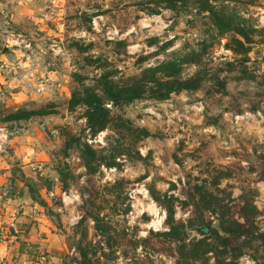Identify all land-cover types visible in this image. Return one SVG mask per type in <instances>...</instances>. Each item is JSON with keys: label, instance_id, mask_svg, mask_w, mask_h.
Wrapping results in <instances>:
<instances>
[{"label": "rangeland", "instance_id": "374dc122", "mask_svg": "<svg viewBox=\"0 0 264 264\" xmlns=\"http://www.w3.org/2000/svg\"><path fill=\"white\" fill-rule=\"evenodd\" d=\"M173 1L0 0V217L7 219L0 223V264H76L82 192L105 193L103 185L121 178L125 198L106 196L102 211L117 241L113 264H134L135 253L136 264H173L170 243L159 235L167 230V208L175 221L193 222L189 238L199 237L193 229L207 221L217 224L220 213L264 233V0H208L253 31L245 56L226 46L231 34L218 35L200 0ZM174 55L195 61L183 65L182 76L203 74L198 90L113 109L151 132L136 145L141 161L115 130L91 136L84 109L67 108L80 81L93 85L105 71L129 81ZM42 109L53 112L1 121ZM69 138L97 151L113 141L102 155H115L118 165L86 174ZM216 178L220 210L200 214L190 196L194 185L209 187ZM86 227L89 240L104 241L91 221ZM240 240L233 242L242 251L239 263L253 264L256 244ZM207 264H215L211 256Z\"/></svg>", "mask_w": 264, "mask_h": 264}, {"label": "trees", "instance_id": "16d2710c", "mask_svg": "<svg viewBox=\"0 0 264 264\" xmlns=\"http://www.w3.org/2000/svg\"><path fill=\"white\" fill-rule=\"evenodd\" d=\"M172 6L173 0H161ZM201 1V10L207 12L212 19L218 35L223 36L231 34L226 46L235 54L245 56L248 53L249 46L253 41V31L239 21H235L227 13L216 10L208 0ZM150 14H158V10L149 9ZM264 32V27L262 28ZM195 62L190 58H183L180 55L168 61L143 69L138 76L132 77L129 81L118 82L114 80V75L110 71L100 73L93 85H86L80 81L79 88H75L70 95L67 108L72 111L77 107L84 109L83 117L91 136L102 132L108 128L115 130L118 137L121 138L123 146L132 144L134 158L143 160L137 143L152 134L146 127H138L125 119L113 113V109L122 108L133 102H136L145 96L162 101L166 100L172 93L181 91L198 90L204 80L203 74L197 73L189 78H183V65L185 63ZM223 87V83H220ZM48 109L18 110L7 114L1 119L2 122L29 120L34 116L48 115L52 113ZM135 137L134 140L132 138ZM74 142L79 151V156L85 167L86 174L94 175L100 170L101 166L116 167L115 155H102L103 150L108 151L113 141H107L108 147L97 151L86 142H80L79 139L69 138ZM120 155L124 153H118ZM264 159V155L262 156ZM219 179L216 178L214 185L207 187L205 184H195L194 192L191 193V200L194 201L197 211L207 210L213 214L220 210V205L216 198L215 191ZM126 180L116 179L108 182L100 188H85L82 192L84 203L82 205V214L74 226V233L78 240L75 247L77 258L76 264H113L117 257V241L112 236L113 228L108 219V213H102L105 205L108 203L106 196H113L115 200L125 198ZM63 188L67 187L65 182ZM62 188V187H61ZM151 193V192H150ZM151 196L155 199L153 194ZM97 202V203H96ZM104 202V206L102 205ZM200 202H207L204 209L201 210ZM42 203V201H41ZM247 204L245 205V207ZM254 211L257 209L253 206ZM244 209V207L242 208ZM127 211V209L125 210ZM202 214V212L200 213ZM243 220L250 222L246 213H242ZM217 224L207 221L204 225L208 226L210 233L204 237H188V229L193 227L192 221L188 224L177 222L174 219V213L171 208H167V218L165 225L167 230L159 233L170 243V250L174 257L173 264H207L209 256L214 259L215 264H240L238 257L242 253L241 248L233 247V242H245L249 248L255 245V254L252 255L253 264H264V233H254L245 223H241L231 217L220 213L217 217ZM92 222V229L103 237V242L93 243L88 239L86 223ZM203 221V220H201ZM253 223V222H252ZM251 225V222H250ZM142 241H135L134 246L138 248ZM237 251V253H234ZM134 264L140 261V255L136 254L131 259Z\"/></svg>", "mask_w": 264, "mask_h": 264}, {"label": "water", "instance_id": "95a60500", "mask_svg": "<svg viewBox=\"0 0 264 264\" xmlns=\"http://www.w3.org/2000/svg\"><path fill=\"white\" fill-rule=\"evenodd\" d=\"M193 230L199 235V237L207 236L210 233V230H209L208 226H206V225L201 226V227H196Z\"/></svg>", "mask_w": 264, "mask_h": 264}, {"label": "crops", "instance_id": "0c3cea01", "mask_svg": "<svg viewBox=\"0 0 264 264\" xmlns=\"http://www.w3.org/2000/svg\"><path fill=\"white\" fill-rule=\"evenodd\" d=\"M4 137H5V134H4ZM5 189V188H4ZM7 201V200H6ZM0 202H1V198H0ZM7 219H5L4 217H0V223H3V222H7L6 221ZM25 238H28L27 236Z\"/></svg>", "mask_w": 264, "mask_h": 264}, {"label": "bare ground", "instance_id": "6f19581e", "mask_svg": "<svg viewBox=\"0 0 264 264\" xmlns=\"http://www.w3.org/2000/svg\"><path fill=\"white\" fill-rule=\"evenodd\" d=\"M155 223V222H154Z\"/></svg>", "mask_w": 264, "mask_h": 264}]
</instances>
